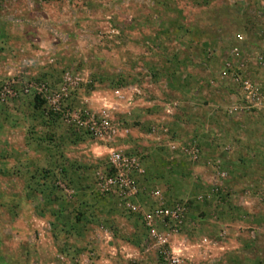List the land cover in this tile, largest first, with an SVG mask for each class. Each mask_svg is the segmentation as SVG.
Returning a JSON list of instances; mask_svg holds the SVG:
<instances>
[{
  "label": "rangeland",
  "instance_id": "obj_1",
  "mask_svg": "<svg viewBox=\"0 0 264 264\" xmlns=\"http://www.w3.org/2000/svg\"><path fill=\"white\" fill-rule=\"evenodd\" d=\"M245 79L264 88V0H0V264H264ZM163 205L164 241L143 220Z\"/></svg>",
  "mask_w": 264,
  "mask_h": 264
},
{
  "label": "built area",
  "instance_id": "obj_2",
  "mask_svg": "<svg viewBox=\"0 0 264 264\" xmlns=\"http://www.w3.org/2000/svg\"><path fill=\"white\" fill-rule=\"evenodd\" d=\"M244 92L246 94V98L248 99L249 103L254 106L260 108L259 106L264 101V88L254 82H250L248 80L243 81ZM29 87L25 88V91H28ZM13 95L12 85L11 84H4L0 89V100H3L7 96ZM77 119V120H76ZM80 125H84L89 133L93 135L102 136V133L106 131L107 124L106 121L102 120L101 123H97L96 121L88 120L89 124H82L79 118L74 119ZM110 160L112 163L113 173L108 176L106 179L107 183L112 186L113 191H117V193L124 199L125 205L131 209V211L137 212L139 207L132 204L128 198L133 196L136 193V186L134 185L133 181L129 177L130 170L136 168L138 163L134 158H130L126 156L120 150H111L110 151ZM138 171L141 172V168H137ZM222 175H225V172H221ZM155 195H159V191L155 190ZM181 210L178 208L173 209L169 208L168 206H158L154 207L152 211L144 212L143 213V220L145 225L150 229L153 236L157 237L158 240H163L162 235H156L154 233L155 226L159 221H171V223L176 224L174 221L180 222L181 219ZM172 253V252H171ZM171 261L173 263L178 262V258L175 256L171 257Z\"/></svg>",
  "mask_w": 264,
  "mask_h": 264
}]
</instances>
